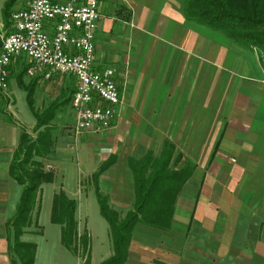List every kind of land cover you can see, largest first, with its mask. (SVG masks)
Returning <instances> with one entry per match:
<instances>
[{
  "label": "crops",
  "instance_id": "crops-1",
  "mask_svg": "<svg viewBox=\"0 0 264 264\" xmlns=\"http://www.w3.org/2000/svg\"><path fill=\"white\" fill-rule=\"evenodd\" d=\"M6 2L1 0L0 31L10 28V17H3ZM25 2L18 0L12 9ZM100 12L95 65L117 70L122 93L118 116L102 133H82L106 146L101 149L100 145L89 166L77 147L78 173L71 185L55 160L63 158L68 146L75 148L70 145L71 135L64 134L68 144L61 141L48 160L55 180L43 185L40 227L32 224L21 239L36 243L34 237L42 236L61 243V226L51 221V238L41 220L50 185L51 210L54 193L64 188L78 202L79 232L87 229L93 241L88 219L91 211L100 212L93 174L104 162L115 159L100 173L98 186L125 215L135 202L129 159H142L149 150L157 156L164 142L171 140L177 143L173 142L175 156L182 154L178 165L190 159L196 168L178 196L171 228L137 223L125 264H254L258 258L257 264H262L264 65L256 49L189 20L185 0H105ZM25 68L24 59L11 65L9 92L0 105V264H22L11 250L13 233L9 238L7 223L16 212L23 188L11 176L10 165L23 130L31 133L36 125V119L24 115L23 108L14 103L20 90L26 93L17 80ZM26 76V82L36 83V93L39 87L62 85L63 77L72 79V93L76 88L70 76ZM72 113L75 121L73 109ZM162 142L161 149L154 151ZM105 251L101 262L113 254L110 234ZM101 262H95L91 243L90 264Z\"/></svg>",
  "mask_w": 264,
  "mask_h": 264
},
{
  "label": "trees",
  "instance_id": "trees-1",
  "mask_svg": "<svg viewBox=\"0 0 264 264\" xmlns=\"http://www.w3.org/2000/svg\"><path fill=\"white\" fill-rule=\"evenodd\" d=\"M18 0H7L3 17L9 19L12 8ZM185 14L191 21L222 32L228 38L256 49L264 65V0H185ZM27 68L20 71L18 84L26 91L28 106L36 119L34 132L23 130L20 143L10 165L11 176L22 185L21 196L14 216L7 223L13 233L11 250L22 264H35L37 245L23 241L22 235L32 224L40 227L38 217L41 210L43 185L55 180V170L47 169L45 160L54 152L56 126L53 120L71 97L52 101L45 109L36 107V83L26 82ZM176 146L166 140L162 151L155 156L149 150L142 159L131 157L129 165L135 182L133 209L125 215L116 210L98 186L100 173L115 161L104 162L93 174L94 186L101 215L109 224L113 254L100 264H125L133 230L137 223H143L162 230H169L173 223L176 203L185 183L192 177L196 164L187 161L177 168L182 154L175 156ZM77 200L64 188L54 193L51 221L61 226V244L75 255L91 262V237L87 229L79 232Z\"/></svg>",
  "mask_w": 264,
  "mask_h": 264
},
{
  "label": "built area",
  "instance_id": "built-area-1",
  "mask_svg": "<svg viewBox=\"0 0 264 264\" xmlns=\"http://www.w3.org/2000/svg\"><path fill=\"white\" fill-rule=\"evenodd\" d=\"M105 0H26L12 9L10 28L0 51V105L10 88L11 65L20 59L30 77L70 76L76 80L71 96L75 134H99L111 128L122 102L113 67L96 68L95 35ZM47 169H53L46 164Z\"/></svg>",
  "mask_w": 264,
  "mask_h": 264
},
{
  "label": "rangeland",
  "instance_id": "rangeland-1",
  "mask_svg": "<svg viewBox=\"0 0 264 264\" xmlns=\"http://www.w3.org/2000/svg\"><path fill=\"white\" fill-rule=\"evenodd\" d=\"M0 6H1V0H0ZM0 14H1V10H0ZM258 57L261 60L259 53H258ZM26 78L28 79L29 77L26 76ZM62 80H63L62 85L55 83V84H52V86H47V87L44 86V87L38 88V91L36 93V103L35 104L39 110L45 109L52 101H55V100L62 101L66 99L67 97L72 96L71 90H72V86L74 85L72 79L63 77ZM20 91L18 95L20 97L18 96L14 97V103L15 102L18 103V106L20 109L23 108L22 112L24 113V115L27 114L32 120L33 119L35 120V117L33 116L31 110L28 107V104L26 101V93L23 91L21 92ZM53 122L56 126V131L54 132L55 137H56L55 147H57L58 144H60L61 146L62 142H63V145L68 144L66 143V140L63 138L64 134L71 135L70 145L75 147V148H71L70 146H68V149H66L63 153L64 154L63 158L59 157L55 159L57 161V164L59 165V168L62 167V169H64V174L66 176L65 182L68 185H71L74 183V180H76L77 173H78V164H77V156H76L77 147H78V151L81 154V157L83 156V159L84 158L86 159V165L89 166L93 164L94 156L96 158V155H97L96 151L99 150L101 141H96L94 136L83 135V134L77 135L73 132L72 125L74 123V119H73V113H72L70 101L69 103L62 106V108L57 113L56 119L53 120ZM30 132L34 136L36 135V133L33 130ZM172 142L176 143L175 141H172ZM162 144L163 142L160 143L159 146H154L153 150L158 151L159 149H161ZM105 146L106 145H101L100 148L102 149ZM176 146H177V143H176ZM52 156L54 157V154ZM74 156H76L75 160L72 159ZM248 158L250 157H245L246 160ZM48 160H45V164H51V162ZM179 167L180 166L177 164V168ZM51 189H52V186L49 185L46 187V190H45L41 220L46 230L48 231V234L51 235V238H53L54 231L53 229L49 228V226L52 225L51 218H50L51 216V197H50ZM83 223L84 221H80V225H82ZM88 226L91 229L93 236H94L93 241H92L94 260L95 262H101L102 256H106L107 254V251H105V248H107V240H108V235H109L108 234L109 224L106 221V219L101 215V213L98 212V210L97 211L94 210V211H91L90 213V218L88 219ZM34 239L36 243H38V262H37L38 264H86L84 257L73 254L72 252L68 251L61 243L55 241L54 239L51 240V242H48L42 236H36L34 237ZM259 259L260 258L255 259L254 264H257L260 261ZM259 264H261V262ZM262 264H264V259L262 261Z\"/></svg>",
  "mask_w": 264,
  "mask_h": 264
},
{
  "label": "bare ground",
  "instance_id": "bare-ground-1",
  "mask_svg": "<svg viewBox=\"0 0 264 264\" xmlns=\"http://www.w3.org/2000/svg\"><path fill=\"white\" fill-rule=\"evenodd\" d=\"M10 19H13V12L10 13ZM6 45V37L0 36V51H4Z\"/></svg>",
  "mask_w": 264,
  "mask_h": 264
}]
</instances>
